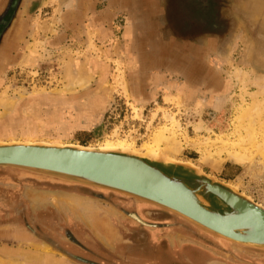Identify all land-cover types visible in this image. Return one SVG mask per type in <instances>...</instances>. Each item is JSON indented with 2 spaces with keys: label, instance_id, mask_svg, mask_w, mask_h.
I'll use <instances>...</instances> for the list:
<instances>
[{
  "label": "rangeland",
  "instance_id": "rangeland-1",
  "mask_svg": "<svg viewBox=\"0 0 264 264\" xmlns=\"http://www.w3.org/2000/svg\"><path fill=\"white\" fill-rule=\"evenodd\" d=\"M70 63L76 72L68 75ZM76 77L89 84L70 86ZM154 77L161 85L153 86ZM263 92L264 0H0V141L124 142L141 153L160 142L161 153L212 175L227 153L245 152L256 165H229L231 175L240 173L220 179L264 205V179L255 175L264 169V119L251 131L242 119L255 98L263 102ZM60 191L78 197L62 199ZM47 201L81 212L115 206L108 220L118 232L120 221L139 222L129 213L154 210L161 226L176 225L159 231L165 247L175 237L178 249H199L210 264H264L263 250L218 238L133 197L0 167V222L30 224L33 215L42 218Z\"/></svg>",
  "mask_w": 264,
  "mask_h": 264
},
{
  "label": "water",
  "instance_id": "water-1",
  "mask_svg": "<svg viewBox=\"0 0 264 264\" xmlns=\"http://www.w3.org/2000/svg\"><path fill=\"white\" fill-rule=\"evenodd\" d=\"M78 145L82 144L0 141V167L118 192L218 238L264 251V205L207 173L204 166L161 152Z\"/></svg>",
  "mask_w": 264,
  "mask_h": 264
},
{
  "label": "flooded vegetation",
  "instance_id": "flooded-vegetation-1",
  "mask_svg": "<svg viewBox=\"0 0 264 264\" xmlns=\"http://www.w3.org/2000/svg\"><path fill=\"white\" fill-rule=\"evenodd\" d=\"M45 193L48 194V191ZM68 193L70 192L60 191L58 196L62 199L78 197L74 193ZM85 197L94 198L92 195ZM98 198L103 199L104 197L98 195ZM4 202L8 203L10 210L14 208L12 203L9 204V200H4ZM41 204L39 214L42 218L33 215L30 224L29 222L23 224V227H26L29 232L27 235H30L26 240L33 238L47 243L57 252L58 256L69 258L76 264H124L122 260L125 258H128L129 264H172L171 258L177 259L181 255L185 260L182 261L183 264H187L186 260L190 258L191 260L194 258L196 264H210L212 262H209L210 260L202 251L193 249L188 244L180 245L181 248L178 249L179 243L175 241V237L168 239L170 246L173 245L175 248L165 247V239L158 242L162 240L160 230H169V227H173L175 230L176 225L168 222L161 226L160 213L154 210L151 212L142 208L141 212L129 213L144 221L145 223L137 220L144 226L138 224L139 222L127 224L120 221L118 232L108 220L112 218L111 211L115 206H106L107 209L103 211L97 208H89L81 212L74 209L71 204V207L54 205L50 201ZM147 212L150 213L152 220L146 218L145 213ZM11 223L17 227L19 225L14 221ZM143 227H147V230L145 231ZM17 233L20 234L19 231ZM184 233L186 235V231ZM96 236H100L99 239ZM174 264L182 263L175 261Z\"/></svg>",
  "mask_w": 264,
  "mask_h": 264
},
{
  "label": "crops",
  "instance_id": "crops-1",
  "mask_svg": "<svg viewBox=\"0 0 264 264\" xmlns=\"http://www.w3.org/2000/svg\"><path fill=\"white\" fill-rule=\"evenodd\" d=\"M152 84L153 86L156 85V87L157 85H161V83L155 82V77ZM229 165L242 168L240 165L234 164L230 161H224L218 167L215 175H219V178H221L222 175L228 177L226 179L236 177L240 172L231 175L228 168ZM226 179L223 178V180L228 181ZM17 229L20 234L16 232ZM1 231L5 232L1 233ZM27 234H29V232L26 227L12 225L11 221L0 222V238L4 237L5 239L10 240V242L7 243H0V264H76L69 258L66 259V257L58 256L55 253V250L47 243L34 240L33 238H31V240H26V238L30 236ZM15 241L18 243L15 244Z\"/></svg>",
  "mask_w": 264,
  "mask_h": 264
},
{
  "label": "bare ground",
  "instance_id": "bare-ground-1",
  "mask_svg": "<svg viewBox=\"0 0 264 264\" xmlns=\"http://www.w3.org/2000/svg\"><path fill=\"white\" fill-rule=\"evenodd\" d=\"M3 54V53H2ZM8 56V55H7ZM86 67V66H85ZM72 70H74L73 65L70 63L67 65L66 68V73L69 75L72 73ZM77 70V69H76ZM75 71V70H74ZM76 72V71H75ZM78 75V73H77ZM85 77V76H84ZM84 77H76L73 81H71V83H69L70 86H80V87H85L89 84V80L85 79ZM74 88V87H73ZM75 89V88H74ZM259 92H256L255 94L257 95ZM262 93V92H261ZM264 93V92H263ZM261 96V95H260ZM260 98V97H259ZM241 116V115H240ZM263 117L264 119V100L263 102L258 101L257 98L254 99L253 104L247 108L245 110V112L242 115V119L244 120V122L246 123V129L248 131H251L255 124L260 121V119ZM264 121V120H263ZM258 124V123H257ZM264 124V123H263ZM260 125V124H259ZM165 133V132H164ZM28 142H32L31 140H27ZM172 142V141H171ZM132 144V143H131ZM155 144V143H154ZM159 145H155L149 149H147L149 152H154V153H158L161 152L160 150H158L160 148L161 143H158ZM172 149L175 152H178L180 150V145L179 143H172ZM78 147L81 148H89V149H95L94 147L91 146H82V145H78ZM159 147V148H158ZM131 149L130 145L125 144L124 142H119L118 144H114L111 142H108L107 144H105L104 146H102L100 149H102L103 151H108V150H115V149ZM224 151V150H223ZM169 154V153H168ZM166 156H168L166 154ZM170 157V156H168ZM171 159H173L172 157H170ZM215 158V157H214ZM219 158V157H217ZM225 159H229L231 161L237 162L240 165H243L246 169L252 168L256 165V159L255 157H248L245 155V152L240 153V152H229L226 154V158ZM220 160V159H218ZM223 160V162H224ZM191 164L193 162L189 161ZM219 163H222V160L218 161ZM220 163V164H221ZM260 168V167H259ZM263 168V167H262ZM256 177H258L259 179H264V169L260 170L259 172L255 173ZM264 181V180H263ZM236 187V186H235ZM79 203V202H78ZM140 221V220H139ZM97 226V225H96ZM108 238V237H107ZM40 245V244H39ZM42 247V246H41ZM49 248V247H47ZM37 249V248H36ZM38 252V251H37ZM45 253V252H44ZM44 255V254H43ZM38 256V255H37ZM53 256V255H52Z\"/></svg>",
  "mask_w": 264,
  "mask_h": 264
}]
</instances>
